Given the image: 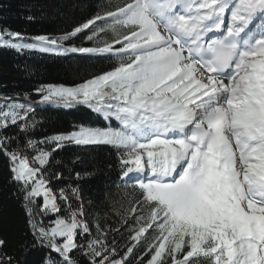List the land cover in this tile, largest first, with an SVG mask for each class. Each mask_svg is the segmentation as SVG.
Here are the masks:
<instances>
[{"label":"snow or ice","instance_id":"obj_1","mask_svg":"<svg viewBox=\"0 0 264 264\" xmlns=\"http://www.w3.org/2000/svg\"><path fill=\"white\" fill-rule=\"evenodd\" d=\"M81 33L93 43L66 44ZM0 48L112 63L79 84L35 89L38 101L7 97L0 109V155L32 237L26 255L45 250L41 264H80L76 254L88 264H264V0H122L56 37L0 29ZM37 103L83 105L106 126L34 140ZM70 146L111 150L113 187L132 188L120 254L115 237H93L78 185L71 195L49 186L50 158ZM7 247L0 237V264H16Z\"/></svg>","mask_w":264,"mask_h":264},{"label":"trees","instance_id":"obj_2","mask_svg":"<svg viewBox=\"0 0 264 264\" xmlns=\"http://www.w3.org/2000/svg\"><path fill=\"white\" fill-rule=\"evenodd\" d=\"M120 3L122 0H0V29L19 32L25 39L39 35L56 37ZM83 35L84 33H81L66 44L91 45L93 42L82 39ZM111 67L110 61L88 59L78 54L53 55L34 51L19 54L8 48H0V99L4 100V103L7 97L20 101L26 98L38 101L35 89L41 86L76 85ZM4 103L0 104V109ZM35 107L37 126L29 133L34 140L68 133L74 126L81 124L106 126L99 115L83 105L65 108L55 103H37ZM7 133L10 136H18L21 148L24 147V133L17 127L9 128ZM46 147L51 148V145ZM24 154L34 155L28 149H25ZM77 172L81 173L79 179L75 176ZM86 172H91L92 175L85 176ZM53 173H61L62 178L55 179ZM10 175L8 161L0 155V237L8 241L5 251L15 258L16 264H41L45 250H32L25 254L24 247L31 244L32 237L20 198L22 194L17 191V185L10 182ZM46 178L49 179V186L57 193L60 189L71 193L72 188L78 185L83 202L88 203L93 211L95 224H103L109 228L106 237H102L100 233L98 238L92 234L93 237L107 241L115 237L117 253H122L128 233L124 231L125 226L120 223V217L126 212L132 188L113 187L120 181L116 156L111 150L66 147L53 153ZM60 205L63 207V204ZM117 227L120 228L119 233L111 230ZM75 258L80 264H88L82 254H76ZM143 259L146 261L148 256L145 255Z\"/></svg>","mask_w":264,"mask_h":264},{"label":"rangeland","instance_id":"obj_3","mask_svg":"<svg viewBox=\"0 0 264 264\" xmlns=\"http://www.w3.org/2000/svg\"><path fill=\"white\" fill-rule=\"evenodd\" d=\"M4 103V100H0V104H3ZM27 155L30 159L32 156L28 155V154H25ZM38 166V165H36ZM56 192V191H54ZM57 193V192H56ZM66 194H69L71 195L70 192L68 191H65ZM59 194V193H57ZM60 204H63L62 200H58ZM71 202L72 204L79 208L81 206V201L77 200L74 196H71ZM83 207L85 208V210L87 211V216L85 217L86 221L88 222L89 226L92 228V234L95 236V237H99V233L97 232V229L95 227V222H94V214H93V211L91 210V207L88 203L86 202H83Z\"/></svg>","mask_w":264,"mask_h":264}]
</instances>
